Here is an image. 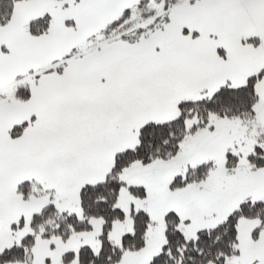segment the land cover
Here are the masks:
<instances>
[{"label": "snow or ice", "instance_id": "obj_1", "mask_svg": "<svg viewBox=\"0 0 264 264\" xmlns=\"http://www.w3.org/2000/svg\"><path fill=\"white\" fill-rule=\"evenodd\" d=\"M0 264H264V0H0Z\"/></svg>", "mask_w": 264, "mask_h": 264}]
</instances>
